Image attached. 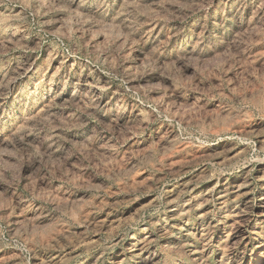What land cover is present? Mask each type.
Segmentation results:
<instances>
[{
  "label": "rangeland",
  "instance_id": "rangeland-1",
  "mask_svg": "<svg viewBox=\"0 0 264 264\" xmlns=\"http://www.w3.org/2000/svg\"><path fill=\"white\" fill-rule=\"evenodd\" d=\"M0 264H264V0H0Z\"/></svg>",
  "mask_w": 264,
  "mask_h": 264
}]
</instances>
